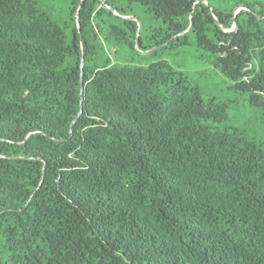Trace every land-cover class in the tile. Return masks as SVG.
<instances>
[{"label": "trees", "instance_id": "1", "mask_svg": "<svg viewBox=\"0 0 264 264\" xmlns=\"http://www.w3.org/2000/svg\"><path fill=\"white\" fill-rule=\"evenodd\" d=\"M0 264H264V0H0Z\"/></svg>", "mask_w": 264, "mask_h": 264}, {"label": "rangeland", "instance_id": "2", "mask_svg": "<svg viewBox=\"0 0 264 264\" xmlns=\"http://www.w3.org/2000/svg\"><path fill=\"white\" fill-rule=\"evenodd\" d=\"M128 17H135L134 19L142 22L144 28L150 29L159 27L160 22L157 21L152 13L147 12L143 7L134 4V13ZM146 33L143 32L142 36L145 37ZM192 39V37H190ZM109 51L115 62H123L125 59H133L138 63L146 64L151 59H156L158 56H150L148 51L137 49H128L127 52L122 53L118 51L115 53L117 47L111 46L109 43ZM157 48L154 46L152 49ZM159 49V48H158ZM200 53L196 50L193 44L186 47L168 46V48L159 50V56L168 60L176 68L185 72L191 81L198 84L203 92L204 98H215L217 100H232L234 101L229 108L230 123L240 125L245 122H251L250 115L253 111L248 107L247 102L243 96L236 95L229 91L227 88L229 82L225 80L217 68L212 65L204 63L199 57ZM263 133L256 134L262 136Z\"/></svg>", "mask_w": 264, "mask_h": 264}, {"label": "water", "instance_id": "3", "mask_svg": "<svg viewBox=\"0 0 264 264\" xmlns=\"http://www.w3.org/2000/svg\"><path fill=\"white\" fill-rule=\"evenodd\" d=\"M242 8V6H238L237 8H235V10H234V13H236L239 9H241ZM78 12H76V15H78L77 14ZM126 17H128V16H126ZM128 18H130V17H128ZM131 18H135V17H131ZM191 18V17H190ZM192 26V21L190 22V25H189V27H188V29L190 28ZM187 29V30H188ZM140 30H141V23L138 21V29H137V34L140 32ZM82 48H83V45H82ZM82 66H83V56L81 57V72H82ZM82 95V78H81V88H80V96ZM71 133H72V125H71V127H70V135H71Z\"/></svg>", "mask_w": 264, "mask_h": 264}]
</instances>
